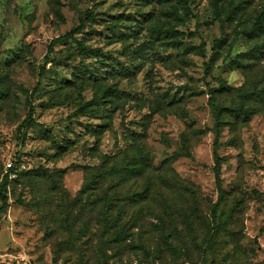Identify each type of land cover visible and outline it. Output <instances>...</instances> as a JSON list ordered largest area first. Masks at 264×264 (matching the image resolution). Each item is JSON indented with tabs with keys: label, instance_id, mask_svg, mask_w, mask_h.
<instances>
[{
	"label": "rangeland",
	"instance_id": "1",
	"mask_svg": "<svg viewBox=\"0 0 264 264\" xmlns=\"http://www.w3.org/2000/svg\"><path fill=\"white\" fill-rule=\"evenodd\" d=\"M15 161L0 264H264V0H0Z\"/></svg>",
	"mask_w": 264,
	"mask_h": 264
},
{
	"label": "trees",
	"instance_id": "2",
	"mask_svg": "<svg viewBox=\"0 0 264 264\" xmlns=\"http://www.w3.org/2000/svg\"><path fill=\"white\" fill-rule=\"evenodd\" d=\"M80 29H81V24L74 27L69 32H66L63 35H60L58 37H55L52 41L55 42V41L64 40V39H67L69 37H72L73 33L80 30ZM212 92H213L212 88H209L208 89L209 104L211 105V108L213 110L215 118L218 119V112H217L216 107L214 105V98H213ZM32 123H33L32 109H29L27 117L22 120L20 126H29ZM16 162L17 161H15L11 167H9L7 170H5L3 178H2V182L0 184V200H1L0 210L1 211H3L7 206V204H6L7 203V196H6L7 184L9 181H11L13 179L14 175L18 172L16 170V166H15ZM214 162L215 163H214L213 169H214V173H215V184H216L217 188L220 190L219 164H218V159H217L216 155L214 158ZM216 208H217V204H214L212 211H211V219H212L213 223L216 222Z\"/></svg>",
	"mask_w": 264,
	"mask_h": 264
},
{
	"label": "built area",
	"instance_id": "3",
	"mask_svg": "<svg viewBox=\"0 0 264 264\" xmlns=\"http://www.w3.org/2000/svg\"><path fill=\"white\" fill-rule=\"evenodd\" d=\"M11 166H12V163H8L5 170H7Z\"/></svg>",
	"mask_w": 264,
	"mask_h": 264
}]
</instances>
